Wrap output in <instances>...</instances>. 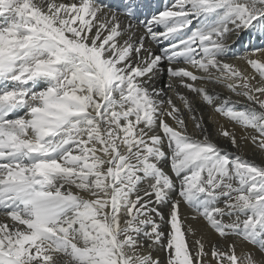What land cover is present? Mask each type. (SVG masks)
<instances>
[{
  "label": "snow or ice",
  "instance_id": "6c2138e0",
  "mask_svg": "<svg viewBox=\"0 0 264 264\" xmlns=\"http://www.w3.org/2000/svg\"><path fill=\"white\" fill-rule=\"evenodd\" d=\"M152 8L0 0V264H264V0Z\"/></svg>",
  "mask_w": 264,
  "mask_h": 264
},
{
  "label": "bare ground",
  "instance_id": "6f19581e",
  "mask_svg": "<svg viewBox=\"0 0 264 264\" xmlns=\"http://www.w3.org/2000/svg\"><path fill=\"white\" fill-rule=\"evenodd\" d=\"M150 2L153 5L152 11H159V10H163V7L165 4L170 6L174 2V0H150ZM229 43L232 45V51L233 52L242 55L245 53V51L253 49L255 47H264V35L255 34V33L249 34L248 32H242L239 34L238 37L234 36L232 38V41H230ZM152 47L158 51V48L156 45L153 44ZM231 62L239 65L242 68L245 67L244 62L241 60H233ZM167 80H168V78H167V76H165L162 78V81H158L157 83L159 86H163V83H166ZM209 87H211V85H209ZM182 91H183V89H182ZM221 91H222L224 96L231 95L226 90H221ZM169 94H171V93H169ZM233 99H238V98L233 96ZM240 99H242V98H240ZM197 105H198V107H201L202 111L204 112V114L207 118V114L211 111V109L204 107L199 100H197ZM214 119L219 121L221 124H223L227 128L231 129V128L235 127V130L237 133H239L241 131L238 126H234L230 121L224 119L219 114H216L214 116ZM209 127L211 128L212 125L210 124ZM244 151L249 156L250 159H255L258 163L261 161L260 156L257 153H255L254 148L251 144H248L247 147L244 149ZM165 211H166V209H165ZM185 212L189 213L190 210L185 209ZM198 226H200L203 230L202 223ZM205 232H206V238L207 239H211V240H217L218 239V237H216L214 233H211L210 231H207V230H205ZM234 239H236V238L230 237L229 241H232ZM225 246L227 247V244H225ZM246 250L256 251L252 245H250L246 242L237 241V253L239 254V253L244 252ZM157 255L162 261L165 260V254L162 251L158 252Z\"/></svg>",
  "mask_w": 264,
  "mask_h": 264
}]
</instances>
